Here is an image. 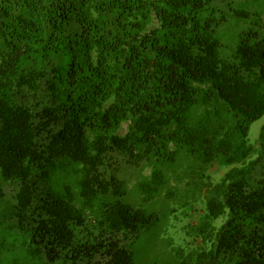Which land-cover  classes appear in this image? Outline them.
Masks as SVG:
<instances>
[{
	"label": "trees",
	"instance_id": "obj_1",
	"mask_svg": "<svg viewBox=\"0 0 264 264\" xmlns=\"http://www.w3.org/2000/svg\"><path fill=\"white\" fill-rule=\"evenodd\" d=\"M210 2L0 0V175L35 264H133L158 217L121 174L162 188L181 155L231 169L178 264H264V21Z\"/></svg>",
	"mask_w": 264,
	"mask_h": 264
},
{
	"label": "rangeland",
	"instance_id": "obj_2",
	"mask_svg": "<svg viewBox=\"0 0 264 264\" xmlns=\"http://www.w3.org/2000/svg\"><path fill=\"white\" fill-rule=\"evenodd\" d=\"M208 9L209 12L216 9L226 16L223 29L229 26L241 31L258 29L260 19L264 21V0H211ZM156 26L154 20L151 28ZM263 124L264 118L251 126L252 144L257 145ZM129 125L124 123L118 134L124 136ZM169 167L171 182L162 188L152 185L151 167L121 174L125 195L120 199L158 217L151 229L133 245V264H178L176 251L188 248L189 227L203 221L208 212V188L220 183L231 169L204 166L188 155H181ZM146 183L153 187L151 191H144ZM18 190L17 184L5 182L0 175V264H35L27 252V237L18 229L14 216ZM221 224L222 219L216 222V226Z\"/></svg>",
	"mask_w": 264,
	"mask_h": 264
}]
</instances>
